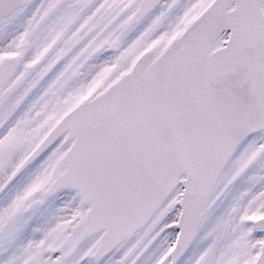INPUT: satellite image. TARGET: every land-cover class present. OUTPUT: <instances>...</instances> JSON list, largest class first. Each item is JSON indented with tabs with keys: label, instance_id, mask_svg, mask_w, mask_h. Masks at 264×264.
Masks as SVG:
<instances>
[{
	"label": "snow or ice",
	"instance_id": "obj_1",
	"mask_svg": "<svg viewBox=\"0 0 264 264\" xmlns=\"http://www.w3.org/2000/svg\"><path fill=\"white\" fill-rule=\"evenodd\" d=\"M0 264H264V0H0Z\"/></svg>",
	"mask_w": 264,
	"mask_h": 264
}]
</instances>
